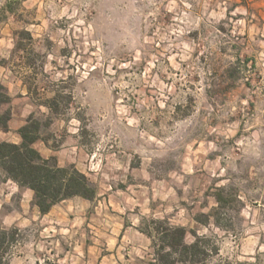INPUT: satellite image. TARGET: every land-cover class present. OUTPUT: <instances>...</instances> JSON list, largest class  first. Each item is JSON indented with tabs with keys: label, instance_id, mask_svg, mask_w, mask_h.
<instances>
[{
	"label": "rangeland",
	"instance_id": "rangeland-1",
	"mask_svg": "<svg viewBox=\"0 0 264 264\" xmlns=\"http://www.w3.org/2000/svg\"><path fill=\"white\" fill-rule=\"evenodd\" d=\"M0 66L97 188L40 216L0 177L9 264H148L157 221L197 264H264V0H0Z\"/></svg>",
	"mask_w": 264,
	"mask_h": 264
},
{
	"label": "trees",
	"instance_id": "trees-1",
	"mask_svg": "<svg viewBox=\"0 0 264 264\" xmlns=\"http://www.w3.org/2000/svg\"><path fill=\"white\" fill-rule=\"evenodd\" d=\"M30 36L28 33L26 34ZM56 98L43 103L51 114H56ZM11 102L5 88L0 85V108ZM11 110L0 111V131H8ZM47 117L40 112L28 115L25 123L18 129L21 137L19 144L0 143V177L2 182L11 181L19 188H26L34 193V203L41 215L47 214L51 208L64 200L79 197L92 201L97 195L96 186L87 176L73 165L60 167L54 157L44 158L34 148L37 141H44L47 131L44 121ZM52 149L57 146H51ZM221 203L220 195L215 197ZM156 227L152 232L140 229L152 241L153 259L148 264H197L200 251L199 240L191 244L185 243L186 231L182 227L169 226L167 222H152ZM20 231L16 227L4 229L0 227V264H9L12 249L19 243Z\"/></svg>",
	"mask_w": 264,
	"mask_h": 264
},
{
	"label": "crops",
	"instance_id": "crops-1",
	"mask_svg": "<svg viewBox=\"0 0 264 264\" xmlns=\"http://www.w3.org/2000/svg\"><path fill=\"white\" fill-rule=\"evenodd\" d=\"M1 72H0V84L4 85L11 97V102L8 104L11 107V119L8 123V131L3 132L0 131V143L1 142H9V143H13V144H19L21 142V137L18 133V129L25 123L26 118L28 117V115L31 113L30 111H28V105L26 104V100L28 99V92L25 88L24 85H22L21 82L17 81L16 78L12 79V82L7 84H4L5 81H3L1 79V77H4L7 74L8 76H11V72L9 70H7L5 67H1ZM14 90V92H13ZM23 101V102H22ZM37 144V142L34 144ZM39 151L44 154L45 153V157H50V156H55L57 157V152L51 150L50 147L46 146L45 144H43ZM58 163H60L59 159L57 158ZM69 164H74L75 167H78L77 164L75 163V161H70L68 162ZM68 163H64L62 166L68 165ZM16 185V184H15ZM17 188H19L16 185ZM22 189L24 191L33 193L31 190L26 189V188H19ZM72 199H81V200H85L79 197H75ZM71 200V199H68ZM54 208V206L51 208V210L45 214V215H41L40 216H46L48 214H50V212L52 211V209ZM39 212V211H38Z\"/></svg>",
	"mask_w": 264,
	"mask_h": 264
}]
</instances>
